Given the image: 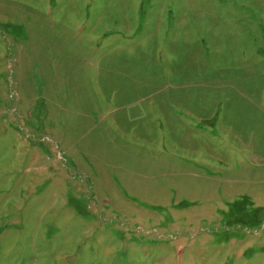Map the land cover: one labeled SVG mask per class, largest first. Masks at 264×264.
Instances as JSON below:
<instances>
[{
  "label": "rangeland",
  "instance_id": "1",
  "mask_svg": "<svg viewBox=\"0 0 264 264\" xmlns=\"http://www.w3.org/2000/svg\"><path fill=\"white\" fill-rule=\"evenodd\" d=\"M0 264H264V0H0Z\"/></svg>",
  "mask_w": 264,
  "mask_h": 264
}]
</instances>
